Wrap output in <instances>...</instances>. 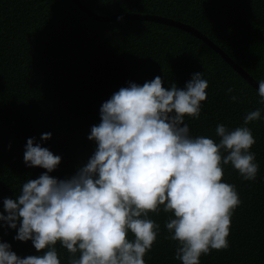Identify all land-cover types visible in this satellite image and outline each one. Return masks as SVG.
Segmentation results:
<instances>
[{
    "label": "trees",
    "instance_id": "16d2710c",
    "mask_svg": "<svg viewBox=\"0 0 264 264\" xmlns=\"http://www.w3.org/2000/svg\"><path fill=\"white\" fill-rule=\"evenodd\" d=\"M80 1L102 16L153 14L188 24L254 80L264 79V0ZM195 73H203L209 87L200 118L185 117L192 136L219 142L218 124L234 129L249 111L261 110L260 120L248 125L256 140L251 150L257 177L246 181L231 164L223 165V180L236 186L241 203L231 218L229 246L202 255L200 264H264V103L258 91L187 31L150 20L97 21L71 0H0V211L4 199H16L24 182L47 171L24 163L29 138L62 157L50 175L70 178L94 153L88 136L114 92L156 76L165 88H183ZM44 133L51 139L42 140ZM170 216L163 206L149 213L159 234L146 264H182L175 255L178 242L167 238ZM16 234L0 221V240L18 256L39 254ZM57 250L61 264H68L70 253L59 244Z\"/></svg>",
    "mask_w": 264,
    "mask_h": 264
},
{
    "label": "clouds",
    "instance_id": "9594fccd",
    "mask_svg": "<svg viewBox=\"0 0 264 264\" xmlns=\"http://www.w3.org/2000/svg\"><path fill=\"white\" fill-rule=\"evenodd\" d=\"M258 85L264 103V79ZM208 87L203 73L183 88H165L160 76L121 87L103 102L100 122L91 127L94 153L70 178L50 175L62 157L29 138L24 163L47 171L24 182L16 199L3 200L0 221L39 254L22 258L0 240V264H61L57 244L70 253L68 264H146L159 234L149 213L158 214L161 206L174 216L166 221L167 238L178 242L182 264H200L202 255L226 249L241 201L236 186L224 182L223 165L255 181L259 164L248 125L260 120L261 110L249 111L234 129L218 124L219 142L194 137L185 117L200 118Z\"/></svg>",
    "mask_w": 264,
    "mask_h": 264
},
{
    "label": "water",
    "instance_id": "95a60500",
    "mask_svg": "<svg viewBox=\"0 0 264 264\" xmlns=\"http://www.w3.org/2000/svg\"><path fill=\"white\" fill-rule=\"evenodd\" d=\"M73 3L77 5L78 8H80L83 12H85L87 15L92 17L93 19L97 21H111L115 19L122 18H132V19H140V20H150V21H156L160 23H165L168 25H172L174 27H177L179 29H182L184 31L189 32L193 36L199 38L204 43H206L211 49H213L216 53H218L224 61H226L245 81H247L252 87H254L258 91V82L254 80L250 74H248L242 67H240L233 59H231L228 54H226L217 44H215L212 40H210L208 37H206L203 33H201L198 29H195L194 27L182 23L180 21L162 17L158 15L153 14H139V13H125V14H111V15H98L94 13L92 10H90L87 6H85L80 0H71Z\"/></svg>",
    "mask_w": 264,
    "mask_h": 264
}]
</instances>
